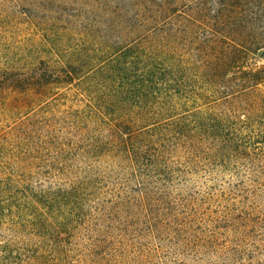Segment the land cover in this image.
Listing matches in <instances>:
<instances>
[{"label":"trees","instance_id":"obj_1","mask_svg":"<svg viewBox=\"0 0 264 264\" xmlns=\"http://www.w3.org/2000/svg\"><path fill=\"white\" fill-rule=\"evenodd\" d=\"M96 4L66 50L0 72V88L77 102L18 127L30 180L4 175L0 135V215L18 195L84 214L90 250L108 246L94 264H264V0ZM46 250L0 246V264H65Z\"/></svg>","mask_w":264,"mask_h":264},{"label":"rangeland","instance_id":"obj_2","mask_svg":"<svg viewBox=\"0 0 264 264\" xmlns=\"http://www.w3.org/2000/svg\"><path fill=\"white\" fill-rule=\"evenodd\" d=\"M96 6V0H0V72L4 70L10 76L28 75L39 60H51L52 54L66 50L79 39L76 24L79 25L86 12ZM52 43L55 50L50 47ZM254 61L258 65L264 64L262 58ZM75 102L59 99L45 105L40 99H32L30 90L1 86L0 135L8 137V132L13 133V147H5L3 159H15L12 166L5 163L11 168L1 166L4 175L13 183L30 180L27 168L30 158L18 160L11 155V151L15 155L17 152L18 127L30 123V115L35 111L62 110L68 105H77ZM29 203V198L26 201L18 195L10 200V207L1 212L0 246L24 253H30V250L44 253L52 247L65 264H77L80 259H85L82 264L101 261L100 255L108 246L90 250L89 245L94 242L86 237L96 236L98 231L89 218L82 213L48 212Z\"/></svg>","mask_w":264,"mask_h":264}]
</instances>
